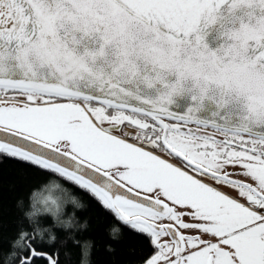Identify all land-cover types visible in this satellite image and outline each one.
Returning <instances> with one entry per match:
<instances>
[{"label":"snow or ice","instance_id":"6c2138e0","mask_svg":"<svg viewBox=\"0 0 264 264\" xmlns=\"http://www.w3.org/2000/svg\"><path fill=\"white\" fill-rule=\"evenodd\" d=\"M7 158L46 179L0 264H90L81 191L137 264H264V0H0Z\"/></svg>","mask_w":264,"mask_h":264},{"label":"trees","instance_id":"16d2710c","mask_svg":"<svg viewBox=\"0 0 264 264\" xmlns=\"http://www.w3.org/2000/svg\"><path fill=\"white\" fill-rule=\"evenodd\" d=\"M44 179V176L15 159L0 161V253L8 252L9 240L16 235V200L27 198L32 186ZM79 195L87 205L79 215L82 219L87 218L90 224L84 235L93 242L90 264H137L139 251L133 252L134 247L138 249L134 234L125 227L123 238L112 239L108 231L112 218L87 193L81 191ZM42 250L49 254L58 250V264H80V249L70 243L66 248L58 245L56 248L45 247ZM37 264H45V261L39 260Z\"/></svg>","mask_w":264,"mask_h":264},{"label":"rangeland","instance_id":"374dc122","mask_svg":"<svg viewBox=\"0 0 264 264\" xmlns=\"http://www.w3.org/2000/svg\"><path fill=\"white\" fill-rule=\"evenodd\" d=\"M165 158H167V157H165ZM173 163H174V161H172Z\"/></svg>","mask_w":264,"mask_h":264},{"label":"flooded vegetation","instance_id":"af4514ba","mask_svg":"<svg viewBox=\"0 0 264 264\" xmlns=\"http://www.w3.org/2000/svg\"><path fill=\"white\" fill-rule=\"evenodd\" d=\"M174 163H175V161H174ZM225 190H227V189H225Z\"/></svg>","mask_w":264,"mask_h":264}]
</instances>
